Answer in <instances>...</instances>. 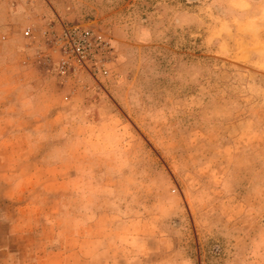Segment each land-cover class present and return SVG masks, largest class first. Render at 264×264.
Listing matches in <instances>:
<instances>
[{
    "label": "rangeland",
    "instance_id": "rangeland-1",
    "mask_svg": "<svg viewBox=\"0 0 264 264\" xmlns=\"http://www.w3.org/2000/svg\"><path fill=\"white\" fill-rule=\"evenodd\" d=\"M263 7L0 0V264H264ZM62 24L99 73H57Z\"/></svg>",
    "mask_w": 264,
    "mask_h": 264
},
{
    "label": "built area",
    "instance_id": "built-area-1",
    "mask_svg": "<svg viewBox=\"0 0 264 264\" xmlns=\"http://www.w3.org/2000/svg\"><path fill=\"white\" fill-rule=\"evenodd\" d=\"M29 35V31L25 33ZM53 51L57 54L55 68L59 75H95L113 55L107 39L98 31L76 25H60L48 32Z\"/></svg>",
    "mask_w": 264,
    "mask_h": 264
},
{
    "label": "crops",
    "instance_id": "crops-1",
    "mask_svg": "<svg viewBox=\"0 0 264 264\" xmlns=\"http://www.w3.org/2000/svg\"><path fill=\"white\" fill-rule=\"evenodd\" d=\"M260 3H261V2H260ZM260 3H259V4H260ZM262 3H263V2H262ZM262 3H261V4H262ZM263 8H264V7H263ZM263 8H262L259 12H261V11L263 10ZM23 52L25 53V51H23Z\"/></svg>",
    "mask_w": 264,
    "mask_h": 264
}]
</instances>
